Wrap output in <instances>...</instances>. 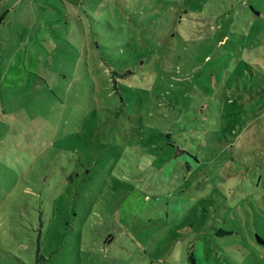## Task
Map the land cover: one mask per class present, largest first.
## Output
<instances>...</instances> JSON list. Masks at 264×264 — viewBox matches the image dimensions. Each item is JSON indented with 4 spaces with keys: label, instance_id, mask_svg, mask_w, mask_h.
Masks as SVG:
<instances>
[{
    "label": "rangeland",
    "instance_id": "374dc122",
    "mask_svg": "<svg viewBox=\"0 0 264 264\" xmlns=\"http://www.w3.org/2000/svg\"><path fill=\"white\" fill-rule=\"evenodd\" d=\"M264 264V0H0V264Z\"/></svg>",
    "mask_w": 264,
    "mask_h": 264
},
{
    "label": "trees",
    "instance_id": "16d2710c",
    "mask_svg": "<svg viewBox=\"0 0 264 264\" xmlns=\"http://www.w3.org/2000/svg\"><path fill=\"white\" fill-rule=\"evenodd\" d=\"M188 264H197V260L195 258V255H194L192 248H191V251L189 253Z\"/></svg>",
    "mask_w": 264,
    "mask_h": 264
}]
</instances>
